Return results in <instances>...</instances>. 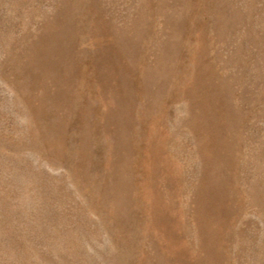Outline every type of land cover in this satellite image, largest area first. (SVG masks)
I'll use <instances>...</instances> for the list:
<instances>
[{
    "label": "rangeland",
    "instance_id": "rangeland-1",
    "mask_svg": "<svg viewBox=\"0 0 264 264\" xmlns=\"http://www.w3.org/2000/svg\"><path fill=\"white\" fill-rule=\"evenodd\" d=\"M0 264H264V0H0Z\"/></svg>",
    "mask_w": 264,
    "mask_h": 264
}]
</instances>
